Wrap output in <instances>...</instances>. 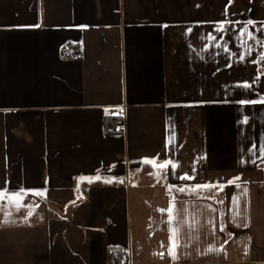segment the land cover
I'll return each instance as SVG.
<instances>
[{"label": "crops", "instance_id": "1", "mask_svg": "<svg viewBox=\"0 0 264 264\" xmlns=\"http://www.w3.org/2000/svg\"><path fill=\"white\" fill-rule=\"evenodd\" d=\"M262 57L264 0H0V264H264Z\"/></svg>", "mask_w": 264, "mask_h": 264}, {"label": "snow or ice", "instance_id": "2", "mask_svg": "<svg viewBox=\"0 0 264 264\" xmlns=\"http://www.w3.org/2000/svg\"><path fill=\"white\" fill-rule=\"evenodd\" d=\"M249 24H251V21H248ZM244 33L242 32L241 35H243ZM249 39L253 38V34L251 32L247 33ZM264 58V57H262ZM243 87H249L248 84H244ZM235 103H238L240 105H246V104H256V103H264V97H260L257 100H247V99H241L239 101H235ZM248 121V117H244L243 120L241 121V123H247ZM255 149L256 146L253 145V149H252V154L253 156H255ZM260 158L264 159V145L260 146ZM145 163H149L152 164L153 167H167L168 164L170 163V161H165L163 164L160 165H156L155 162L153 160H148L147 158L144 161ZM243 163V161H241ZM173 167H175L173 165ZM184 177H181V179H183ZM84 178L81 177V180H83ZM89 182H91L92 178L89 177ZM96 179H100L99 176L96 177ZM240 179V177H234L233 180H230L228 183L232 184L235 181H238ZM105 182H109V181H105ZM236 187H239V184L235 185ZM197 188H201V187H210V185H197ZM221 187H223V185H221ZM31 194L34 195H46V193L42 192L41 190H28ZM181 191H183V189H181ZM5 197H7L8 201H10L11 205L16 207L17 209H19V207L21 206L22 203V194L19 191H11L10 194L6 189L0 188V201H4ZM233 203L238 205V199L236 197H233ZM169 217L171 218L172 216V209L170 208L169 210ZM9 215H11V213H8ZM29 215H31V211L29 210L28 212ZM238 214V213H237ZM247 225H245L246 227ZM222 230V229H221ZM176 229H173V239H172V246L169 249V255L172 257L173 260L176 259V248L179 246L178 243L176 242Z\"/></svg>", "mask_w": 264, "mask_h": 264}, {"label": "built area", "instance_id": "3", "mask_svg": "<svg viewBox=\"0 0 264 264\" xmlns=\"http://www.w3.org/2000/svg\"><path fill=\"white\" fill-rule=\"evenodd\" d=\"M65 57L72 60V61H78L80 59L79 55L78 54H75V53H72V52H66L65 53ZM262 67H264V63L261 64ZM118 115L120 116H124V110L121 109L120 111H118L117 113ZM123 127V122L122 123H119L117 122L116 119H113L110 124H109V129L111 132H115L118 133L120 132V130L122 129ZM118 257V253H112L111 254V260L110 262H112L113 259L117 258Z\"/></svg>", "mask_w": 264, "mask_h": 264}, {"label": "trees", "instance_id": "4", "mask_svg": "<svg viewBox=\"0 0 264 264\" xmlns=\"http://www.w3.org/2000/svg\"><path fill=\"white\" fill-rule=\"evenodd\" d=\"M113 119H116L117 122H119V123L122 122V120L120 119V117H108V118L105 120V122H104V123H106V127H107V129H109V124H110V122H111Z\"/></svg>", "mask_w": 264, "mask_h": 264}]
</instances>
